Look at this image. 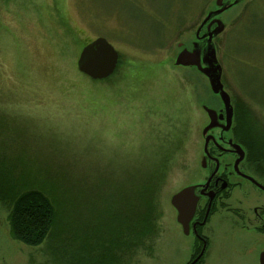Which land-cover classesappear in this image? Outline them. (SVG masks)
<instances>
[{
  "label": "rangeland",
  "instance_id": "374dc122",
  "mask_svg": "<svg viewBox=\"0 0 264 264\" xmlns=\"http://www.w3.org/2000/svg\"><path fill=\"white\" fill-rule=\"evenodd\" d=\"M218 10L216 0H0L4 259L191 262L199 246L182 232L170 200L205 178L203 107L216 98L201 72L175 59L196 40L195 30L209 14L224 27L213 40L221 83L248 109L242 108V116H249L239 131L249 158L258 150L249 133L264 132V0H238ZM98 37L118 52V62L108 78L91 80L77 70L76 60ZM148 185L154 191L150 230L133 247L128 238L102 246L114 224L130 217L129 201ZM26 189L44 192L56 211L53 227L35 247L16 241L8 225L11 200ZM212 222L204 228L208 259L199 264H256L244 253L259 250L241 251L229 220Z\"/></svg>",
  "mask_w": 264,
  "mask_h": 264
},
{
  "label": "flooded vegetation",
  "instance_id": "af4514ba",
  "mask_svg": "<svg viewBox=\"0 0 264 264\" xmlns=\"http://www.w3.org/2000/svg\"><path fill=\"white\" fill-rule=\"evenodd\" d=\"M236 2L238 3V0ZM222 5L231 7L234 4L232 2L227 4L223 0ZM218 8L220 9L221 6ZM206 18L207 16L195 30L196 40L191 42L189 47L182 49L192 51L195 48L200 52L201 58L205 54L208 39L211 37L210 41L215 49L213 40L224 29L223 27L222 31L215 35L217 29L223 24L213 16ZM217 63H219L218 60ZM222 87L229 96L231 107L229 128L225 129L226 111L223 101L218 94L211 91L216 99L209 106L205 105L203 110L208 108L215 111L216 126L209 129L205 135L209 138L206 145L207 151L203 153L204 166H201L205 171V178L201 182L188 186L194 188L196 205L188 223L187 234H191L196 247L199 246L198 249L195 248L196 252L193 253V259L189 264L193 261V264L207 261L210 241L209 236L204 233V228L208 225L211 227L212 220L215 218L218 220L221 217L229 220V229L238 232V246L241 251L259 250L256 251L255 256L245 252L246 260L260 264V255L264 254V159L248 157V149L242 142L240 125H238V121L247 116H242V108L248 110L247 106L243 99H233L223 84ZM207 118L208 126L210 119L208 116ZM240 152H242V158L239 160ZM226 158L227 162L224 160ZM237 159L238 163H236ZM1 252L0 244V264H10L2 257Z\"/></svg>",
  "mask_w": 264,
  "mask_h": 264
},
{
  "label": "trees",
  "instance_id": "16d2710c",
  "mask_svg": "<svg viewBox=\"0 0 264 264\" xmlns=\"http://www.w3.org/2000/svg\"><path fill=\"white\" fill-rule=\"evenodd\" d=\"M246 111H244L243 115L247 116L241 119L240 126L244 121L246 122L249 116ZM257 135L249 133L248 136L252 143V140L256 139L255 146L258 147L257 153L253 157L264 159V132H260ZM244 139L251 147L249 140L247 138ZM243 144L245 143L243 142ZM153 194L152 187L148 185L142 194L136 196L137 201L134 199L129 201L125 211L127 215L130 214V217L119 222L117 226L114 224L113 233L109 234L107 241L106 238L103 240L102 246L111 248L116 246L117 241H120V243L122 241L124 244L126 238H128L129 244L131 243L130 247H133L150 230L149 226L153 213ZM55 219L56 211L53 202L39 189L23 190L11 200L8 216L10 233L16 241L26 246L35 247L40 245L53 227Z\"/></svg>",
  "mask_w": 264,
  "mask_h": 264
},
{
  "label": "water",
  "instance_id": "95a60500",
  "mask_svg": "<svg viewBox=\"0 0 264 264\" xmlns=\"http://www.w3.org/2000/svg\"><path fill=\"white\" fill-rule=\"evenodd\" d=\"M223 0H216V5L221 6L217 13L226 10L229 6L222 5ZM237 3L236 1L234 4ZM210 14L206 19L210 18ZM223 29L221 25L215 35L220 33ZM210 37V35H209ZM211 39V37H210ZM207 41V47L205 48V54L200 57V52L197 49L192 51L182 50L175 59V64L179 66H191L195 67L201 72L207 79L211 91L214 94H218L220 99L223 101L224 108L226 111V126L225 129L229 128L231 118V107L229 104V96L223 90L221 84V67L217 63L215 56V49L210 41ZM118 62V52L113 46L103 37H98L85 44L77 57L76 68L77 70L90 78L91 80H103L108 78L115 70ZM204 64V66H202ZM207 116L210 119V124L204 128L202 134L206 135L207 131L212 127L216 126V113L215 111L205 108ZM208 137H205L203 150L206 152V145ZM238 148V146L236 147ZM242 158V152L239 153V160ZM236 160V163L239 161ZM202 166H204L202 160ZM193 187H185L175 195L172 196L170 204L177 212L176 220L180 224L183 233H188V223L193 215L196 197L193 193ZM194 261L191 263L193 264ZM260 264H264V254L260 255Z\"/></svg>",
  "mask_w": 264,
  "mask_h": 264
}]
</instances>
